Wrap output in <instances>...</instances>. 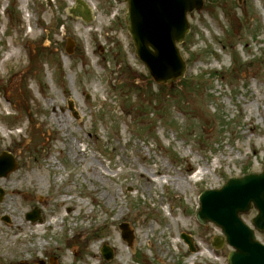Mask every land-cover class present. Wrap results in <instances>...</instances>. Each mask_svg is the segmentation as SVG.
<instances>
[{
    "label": "rangeland",
    "instance_id": "rangeland-1",
    "mask_svg": "<svg viewBox=\"0 0 264 264\" xmlns=\"http://www.w3.org/2000/svg\"><path fill=\"white\" fill-rule=\"evenodd\" d=\"M77 1L87 23L70 14ZM125 11L0 0V155L17 164L0 179L5 264H227L231 249L210 244L220 230L196 221L198 197L264 167V0H203L171 86L135 57ZM255 215L241 218L253 228Z\"/></svg>",
    "mask_w": 264,
    "mask_h": 264
},
{
    "label": "water",
    "instance_id": "water-1",
    "mask_svg": "<svg viewBox=\"0 0 264 264\" xmlns=\"http://www.w3.org/2000/svg\"><path fill=\"white\" fill-rule=\"evenodd\" d=\"M122 1L127 3L125 25L135 55L146 67L151 79L158 85L169 86L181 80L186 65L177 45L184 42L189 32L187 15L201 11L203 0ZM15 168L11 158L5 155L0 157V177H6ZM199 202L197 220L203 225L210 222L220 228L226 243L235 250L230 253L228 264H264V247L255 242L253 233L239 218L240 214H246L253 207L257 216L252 224L260 233H264V168L261 174L230 179L220 190L202 193ZM37 217L34 211L26 219L34 222ZM119 228L122 239L130 245L131 232L126 225ZM181 238L192 251L190 241L183 235ZM213 241L216 249L223 245L221 239ZM101 253L106 261L111 260L109 248L103 247Z\"/></svg>",
    "mask_w": 264,
    "mask_h": 264
},
{
    "label": "bare ground",
    "instance_id": "bare-ground-1",
    "mask_svg": "<svg viewBox=\"0 0 264 264\" xmlns=\"http://www.w3.org/2000/svg\"><path fill=\"white\" fill-rule=\"evenodd\" d=\"M80 10H83L82 9V7L80 8ZM12 56H17V53L16 52H13L12 54H11V57ZM178 188H181V187H183V183L182 184H179V183H177V184H175ZM16 227H18L17 229H18V231L21 229L18 225L16 226ZM43 229V225H41V226H38V227H36L34 230H33V233L32 234H35V235H38L39 234V230H42ZM16 235V234H15ZM8 236H1L0 237V240H4L5 238H7ZM9 239L10 238H12V237H8ZM17 238V237H16ZM2 260V261H1ZM26 263V261L24 260V259H21V264H25ZM0 264H5V255L4 256H0Z\"/></svg>",
    "mask_w": 264,
    "mask_h": 264
},
{
    "label": "flooded vegetation",
    "instance_id": "flooded-vegetation-1",
    "mask_svg": "<svg viewBox=\"0 0 264 264\" xmlns=\"http://www.w3.org/2000/svg\"><path fill=\"white\" fill-rule=\"evenodd\" d=\"M36 262H38V261H36ZM83 264H85V261L84 262H82ZM26 264V263H25ZM40 264H44L43 262H40Z\"/></svg>",
    "mask_w": 264,
    "mask_h": 264
}]
</instances>
